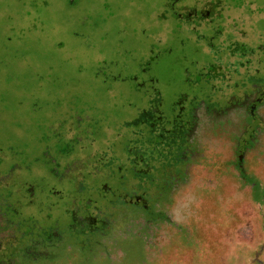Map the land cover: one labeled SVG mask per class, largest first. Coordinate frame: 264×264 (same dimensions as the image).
<instances>
[{
	"label": "rangeland",
	"instance_id": "obj_1",
	"mask_svg": "<svg viewBox=\"0 0 264 264\" xmlns=\"http://www.w3.org/2000/svg\"><path fill=\"white\" fill-rule=\"evenodd\" d=\"M0 264H264V0H0Z\"/></svg>",
	"mask_w": 264,
	"mask_h": 264
}]
</instances>
